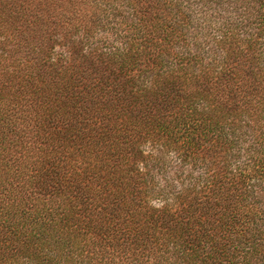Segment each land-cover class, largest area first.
Segmentation results:
<instances>
[{
	"label": "trees",
	"instance_id": "1",
	"mask_svg": "<svg viewBox=\"0 0 264 264\" xmlns=\"http://www.w3.org/2000/svg\"><path fill=\"white\" fill-rule=\"evenodd\" d=\"M0 264H264V0H0Z\"/></svg>",
	"mask_w": 264,
	"mask_h": 264
},
{
	"label": "rangeland",
	"instance_id": "2",
	"mask_svg": "<svg viewBox=\"0 0 264 264\" xmlns=\"http://www.w3.org/2000/svg\"><path fill=\"white\" fill-rule=\"evenodd\" d=\"M192 11H193V13H195V11H196V13L200 14L201 16H202V15H205V14H209L210 12H212L211 10H209V9H204L203 7H200V6H196V7H194V8L192 9ZM213 13H214V12H213ZM209 18H210V16H209ZM197 21L205 23L204 20H203L201 17H198V20H197ZM157 179H158L159 181L161 180V178H157Z\"/></svg>",
	"mask_w": 264,
	"mask_h": 264
}]
</instances>
